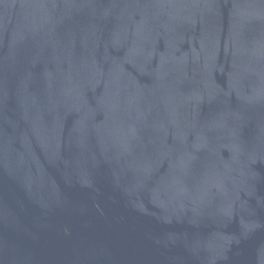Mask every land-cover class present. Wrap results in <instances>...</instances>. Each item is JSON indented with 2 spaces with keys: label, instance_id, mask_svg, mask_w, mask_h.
I'll use <instances>...</instances> for the list:
<instances>
[{
  "label": "water",
  "instance_id": "1",
  "mask_svg": "<svg viewBox=\"0 0 264 264\" xmlns=\"http://www.w3.org/2000/svg\"><path fill=\"white\" fill-rule=\"evenodd\" d=\"M0 264H264V0H0Z\"/></svg>",
  "mask_w": 264,
  "mask_h": 264
}]
</instances>
